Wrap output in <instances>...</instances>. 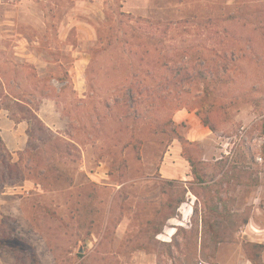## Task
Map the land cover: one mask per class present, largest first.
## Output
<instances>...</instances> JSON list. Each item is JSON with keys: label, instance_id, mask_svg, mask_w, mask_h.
Wrapping results in <instances>:
<instances>
[{"label": "rangeland", "instance_id": "1", "mask_svg": "<svg viewBox=\"0 0 264 264\" xmlns=\"http://www.w3.org/2000/svg\"><path fill=\"white\" fill-rule=\"evenodd\" d=\"M1 110L0 264H264V0H0Z\"/></svg>", "mask_w": 264, "mask_h": 264}, {"label": "trees", "instance_id": "2", "mask_svg": "<svg viewBox=\"0 0 264 264\" xmlns=\"http://www.w3.org/2000/svg\"><path fill=\"white\" fill-rule=\"evenodd\" d=\"M203 72H201V74H202ZM203 75V78H206V76L204 75V74H202ZM192 79V76L191 75H189V73L187 74V76H186V79H184L183 78V80H185V81H187V82H189V83H191V80ZM192 84V83H191ZM16 102L17 103H19L20 102V100H16ZM28 113L30 114V118L29 119H23V120H21V121H26L27 122V124H28V130H27V135L28 136H32L33 134H32V130L30 129V127H31V125H32V119H34L38 124H39V126H41L42 128H46V126L43 124V122L37 117V115L34 113V112H31V111H28ZM13 119V118H12ZM15 122H21V121H19V120H16V119H13ZM205 124H207L208 125V123L205 121ZM212 130V129H211ZM0 144H2L3 145V141H2V139L0 138ZM5 146V145H4ZM187 161H188V163L190 164V166H191V168H192V174H193V177H194V181L198 184V185H205L206 184V180H205V176H203V175H201V172L198 170V168H196L197 167V164L195 163V161L194 160H192L191 158H187ZM15 165V164H14ZM220 186V188H221V190H215V191H213L212 189H210V188H206V187H200V189L203 191V195L202 196H204V194H205V192L204 191H207V196L214 202V200H216L217 201V203H218V205H216L215 206V211H219V208H218V206H219V204L223 201H221V197H222V192H224V190H223V184H220L219 185ZM198 189L199 188H194V186H192V188H190L189 190L191 191V192H193L194 194H197V196H199L198 195V193H196L197 191H198ZM197 190V191H196ZM225 194H226V196L227 197H230L231 196V192L230 191H226L225 192ZM208 198V199H209ZM181 202H183V201H181ZM216 204V203H215ZM204 206H205V211H206V207H207V205L206 204H204ZM195 212H198V208L197 207H195ZM205 221V222H204ZM203 222H204V226H206V224L208 223L206 220H204ZM219 242V244H220V242H222V240L221 241H218ZM224 242V241H223ZM174 246V248H176V249H179V250H181L182 249V247L183 248H185L182 244H180V243H176L175 245H173ZM204 247V242L203 243H201V249ZM197 248H198V244H196V250H197ZM169 256V259H171V260H174L175 259V256H174V253H173V251H171V250H169V254H168ZM188 260L187 259H182L181 257H179L178 258V262H179V264H185L186 262H187ZM204 262H206L207 264H216V263H214V262H209V261H207V260H205L204 259ZM198 264H199V262H197ZM252 263L253 264H255L256 263V260L255 259H253L252 260ZM200 264H202V263H200Z\"/></svg>", "mask_w": 264, "mask_h": 264}, {"label": "crops", "instance_id": "3", "mask_svg": "<svg viewBox=\"0 0 264 264\" xmlns=\"http://www.w3.org/2000/svg\"><path fill=\"white\" fill-rule=\"evenodd\" d=\"M27 130L26 121L17 123L3 110L0 111V137L8 150L21 151L25 148L28 142Z\"/></svg>", "mask_w": 264, "mask_h": 264}]
</instances>
